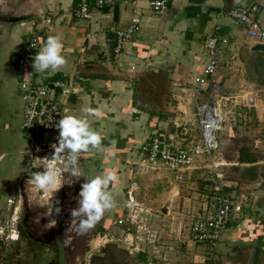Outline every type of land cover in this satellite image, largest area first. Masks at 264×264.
I'll return each instance as SVG.
<instances>
[{
    "label": "crops",
    "instance_id": "crops-1",
    "mask_svg": "<svg viewBox=\"0 0 264 264\" xmlns=\"http://www.w3.org/2000/svg\"><path fill=\"white\" fill-rule=\"evenodd\" d=\"M78 2L79 0H25L24 5L15 8L11 15H28V20H1L0 52L1 47H6L9 36L15 38L16 47L14 50L10 49L6 57L10 75L19 80V92H16L17 89L9 81L10 90L4 93L10 94V100L5 102L6 110L1 114L11 121L19 116L20 121L15 132L4 136L0 134L1 142H8L7 148L0 153V160L10 156L0 170V197L3 196L7 201L11 197L15 199L20 193L18 183L21 177L29 176L31 170L40 171L30 156L35 146H39L42 141L47 145L58 144V139H45L40 133L30 134L21 128L24 108L21 81L26 73L18 68V50L32 33H37L39 44L31 54L32 69L28 73L32 80L45 83L60 78L72 83L75 92L67 97L60 95L65 107L63 116H79L82 108L87 106L99 110L98 116L89 119L93 122V128L103 136V150L93 149L82 153L79 161L81 175L73 177H79L82 186L87 180L106 171L116 172L119 179L109 187L116 200V207L113 209L116 219L124 211L128 191L135 193L136 174L156 171L146 164L145 146L150 139L154 135H160L183 145L197 139L199 132L197 135L193 132L196 127L199 129L196 108L209 104L212 85H220L222 92L237 89L238 83L242 82L240 74L259 73L257 65L244 64L242 60H264V52L253 49L257 42L248 38L244 27L234 23L229 15L230 8L247 4L251 0H171L161 14L154 13L146 0H111L102 9L94 11L90 18L75 15ZM258 3V19L264 25V0H258ZM133 16L139 19V29L131 40L123 44L120 52L116 53L115 31L126 28ZM216 25L221 26L219 34L228 35V43L220 46L215 74L206 83L198 84L196 78L208 61L204 42L206 37L216 33ZM57 34L62 37V54L65 55L67 64L55 73L35 72V55L49 35ZM77 76H82L84 80H79ZM251 80L250 83L253 82ZM254 82L257 83V78ZM161 88L165 89L163 93ZM142 89L153 93L155 103L147 104L140 100L138 92ZM246 95L252 97L249 98L251 101L247 104L249 108L245 117L249 118L251 114L256 118L263 117L264 104L259 103L262 105L260 110L257 95L253 91ZM152 104H156V107ZM162 105L164 107L161 108ZM10 127V124L5 123L2 128L7 130ZM232 129L228 128L227 136H232ZM20 136L23 137L22 140L19 139ZM30 141H33L32 144ZM254 143L258 146L259 140L255 139ZM241 153L244 158H250L249 161L254 156V161L241 162L238 159ZM235 156L239 163L234 162L233 165H237L234 169H237L238 177L226 180L217 177L222 188L228 187L227 191L223 190L237 206L226 228L224 240L228 242L220 252L189 237L191 222L203 216L210 204V195L201 194L196 202L198 206L192 208L195 216L186 229V234H182V237L178 234L177 239L181 242H174V246L164 245L159 240L160 235L153 240L148 238L146 231L153 228L149 224L137 246H129L123 239L124 230L115 223V219L111 220L104 215L101 222L104 230L92 239L91 247L81 261L94 264L93 259L96 255L104 254L103 250L110 242L126 249L129 254L135 253L138 264H264V160L259 161L245 147L239 148ZM212 157L210 164H201V167H212L215 164L222 176L226 168L222 162L212 160ZM91 165L95 172H92ZM133 169L136 170L134 173ZM193 170L195 169L187 171L185 176ZM160 171L170 173L171 180L174 179L171 172ZM262 177L263 180L260 179ZM160 181L162 185H166V181L171 182L170 177ZM256 182L257 185H254ZM80 190L81 187L79 192ZM77 198L80 199L79 193ZM143 206L150 210L147 205ZM1 213L2 211L0 215ZM154 229L161 231L159 222ZM177 243H180L179 246ZM228 243H232V249L228 247L231 246ZM140 244L143 245L140 247ZM27 260L30 262L26 264H59V260L54 262L50 258L39 261L37 257H27ZM111 264L126 263L116 260Z\"/></svg>",
    "mask_w": 264,
    "mask_h": 264
},
{
    "label": "rangeland",
    "instance_id": "rangeland-1",
    "mask_svg": "<svg viewBox=\"0 0 264 264\" xmlns=\"http://www.w3.org/2000/svg\"><path fill=\"white\" fill-rule=\"evenodd\" d=\"M24 3L25 0H0V16L11 14L15 8L22 7ZM28 19L29 18H27V20ZM17 26L19 27V25ZM15 44V38L9 36L6 47H1L0 52L1 136L15 132L20 121L19 116H17L15 121H11L1 114L6 110L4 107L5 102L10 100L8 99L10 94L4 93L5 91L10 90L9 81L12 82L15 89H17L19 85V80L10 75L8 70L9 64L6 57L8 51L10 53V49L14 50L16 47ZM13 54H16V52ZM242 62L244 64L257 65L259 73L240 74L242 82L241 84L238 83L237 89L229 90L228 92L224 91L218 96V99H220L222 103L220 108L222 120L220 122V129L217 131L218 135L222 132L219 136L221 144L219 149L214 153L212 160L215 162H222L221 164L226 168L225 171H223V175L220 177L223 180L238 177L237 169H234L237 165H233V163H239L236 159L235 153L236 151L238 152V149L241 147L248 148V150H250L259 161L264 160V115L261 118H256L253 114H251V117L249 116V118L245 117L247 108H249L247 104L251 101L249 98L252 97V95H246V93L253 91L257 95V104H264V60H261L260 58H252L250 60H242ZM210 78L211 76L208 77V79ZM256 78L257 83L254 82ZM249 80L256 84L250 83ZM142 91L139 90L138 96H140V100L143 103H155L152 99L153 93L150 92V90L142 89ZM160 91L163 93L165 89L161 88ZM16 92H19V90L17 89ZM152 105L156 107V104ZM259 106L260 110H262V105L259 104ZM162 107L164 106L162 105L161 108ZM5 123L10 124V129L3 130L2 127ZM230 127L233 128V134L231 137L227 136L226 133ZM193 132H196L195 134L197 135L199 132L198 127H196ZM56 134L57 136L55 137ZM40 135L45 139L53 140L58 139L59 132H45L40 133ZM22 138L23 137L21 136L19 137L20 140H22ZM255 139L259 140L258 146H255ZM7 145L8 142L6 140L4 142H1L0 140V153L3 149L7 148ZM9 157L10 156L3 158V161L0 160V170H2L1 167L4 165V161H8ZM200 162L202 165L210 164L211 158H201ZM62 164H58L57 166L62 168ZM262 164L264 165V163ZM91 168L92 172H95L92 165ZM38 170L43 171V167H39ZM134 171L136 170L133 169V173ZM34 172L37 171L31 170L29 176L21 177V180H19L18 183L20 193L15 199L11 197L7 201L3 196L0 197V211H2L0 215V264H26V262H30V260L26 261L27 257L28 259L37 257L39 261L45 258H50L54 262L58 260V251L50 250L47 248L48 246H37L34 242L30 241V239L22 236L18 227V224L22 223L33 231L32 234L35 237L44 236L50 241H53L54 237H52L53 235L50 231L39 232L38 229L43 225L47 230H52V221L53 219L57 220L58 217L54 212L52 213V208L56 206L55 202L57 199L60 201L59 206L62 208L61 214L66 223V225L61 226V231L63 228L64 230H71L70 234H66L70 236L69 239H66L68 240L66 245L67 260L69 261V264H74L77 259L83 260L85 254L88 253L91 247L92 239L96 238L98 233H101L104 229L102 228L101 220L93 229L84 234H80L78 226L82 217H77L75 220H72L73 218L70 214L71 209L78 207L79 199L77 198V194L81 187L80 178H75L70 173H62L60 177L61 188L52 193L51 191L46 192L40 190L34 185V182L31 179ZM161 172L162 171L160 170H156L136 174V187L134 189L135 193H133L135 194V207L139 212L136 213L135 221L140 224H149L150 228L153 226V228L146 233L147 237H150L151 240L156 239L157 236L160 235L161 237L159 240H162L164 245L174 246V242H181L177 239L178 234L181 235V237L182 234H186V229L195 216V211H193L192 208L198 206L196 202L201 194L212 195L214 186L218 184L219 180L213 173L214 168L208 165L191 171L190 174L184 176V180L181 182H176L173 178L171 180L170 173L169 175L166 172ZM163 173L165 175H163ZM71 177H73L72 182ZM169 177L171 182L166 181L167 184L162 185L160 180H167ZM63 189H66V192L68 191L69 195L66 196L67 200H63L61 197ZM144 204L147 205V208H150V210L144 208ZM188 209H190V211H188ZM151 213L156 214L157 216L151 215ZM105 216L114 220V210L106 212ZM157 221L160 224V232L154 229L158 227ZM226 231L227 229L224 231L222 238L215 247V251L217 250V252H220L224 244L228 242L224 240ZM132 235H136V233ZM61 236L63 237V234ZM135 240L136 239L134 238V241ZM107 244L104 254L96 255V257L94 256V264H111L116 262V260L122 261L126 264L139 263L135 253L129 254L126 249L117 247L114 243L110 244L109 242ZM133 244L135 247L137 246V243ZM179 244L180 243H177V246H179ZM142 245L143 244H140V247ZM229 245L231 246L228 247L232 249V243ZM179 248L181 249V247H177V249Z\"/></svg>",
    "mask_w": 264,
    "mask_h": 264
},
{
    "label": "built area",
    "instance_id": "built-area-1",
    "mask_svg": "<svg viewBox=\"0 0 264 264\" xmlns=\"http://www.w3.org/2000/svg\"><path fill=\"white\" fill-rule=\"evenodd\" d=\"M111 0H79L74 13L81 18H90L96 10L102 9ZM171 0H146L149 8L156 14L163 13L166 4ZM159 5V6H157ZM260 6L258 0H251L247 4H242L230 8L229 15L234 23L244 27L248 38L257 43H264V25L258 19ZM139 29V19L136 16L131 18L130 24L123 29L115 31V52L119 53L123 44L135 35ZM215 32L205 39V48L208 53L202 73L197 76L196 83H206L208 77L213 76L218 65V55L220 46L228 43V35L219 34L220 25L215 26ZM39 40L37 33H32L26 42L18 50V68L26 73L21 81L22 96L24 101L23 119L21 128L27 133L57 132L56 123L65 112L64 102L60 95L67 97L75 92V88L65 79H53L45 83H37L29 76L32 69L31 54L38 47ZM134 69L135 67L132 66ZM79 80H84L82 76H77ZM222 93L220 85L213 84L210 89L211 99L209 104L199 105L196 108L197 122L199 126V136L189 144H177L170 138L154 135L145 149L147 150L146 164L153 170H164L171 172L176 182H181L187 171L201 167V158L209 159L220 147V139L217 131L220 129L222 115L220 112L221 100L218 96ZM33 141H30L32 144ZM39 149V151L37 150ZM30 153L32 160L39 169L38 157L48 156L51 158L54 149L41 142L35 146ZM40 154V155H39ZM62 164V162H58ZM214 173L216 177H221L215 164ZM210 204L205 214L199 216L189 226V237L195 242L206 245L214 249L231 219L233 211L237 210L232 197L223 190L220 184L214 187V193L210 195ZM134 194L127 193V200L123 213L116 218L115 223L124 230L123 239L129 246L143 239V231L147 230V224L136 223V209ZM137 220V218H136ZM136 233V235H132ZM148 233V231H146ZM105 237V235H103ZM134 238L136 239L134 241ZM75 264H90L87 261L76 260Z\"/></svg>",
    "mask_w": 264,
    "mask_h": 264
},
{
    "label": "clouds",
    "instance_id": "clouds-1",
    "mask_svg": "<svg viewBox=\"0 0 264 264\" xmlns=\"http://www.w3.org/2000/svg\"><path fill=\"white\" fill-rule=\"evenodd\" d=\"M159 6V5H157ZM64 43L60 35H49L43 47L35 55L33 68L35 72L44 73L50 71L55 73L67 64V59L63 55ZM82 114L64 115L56 123L59 130L58 144L50 145L54 152L51 158L48 156L38 157L39 167L43 171H37L32 174L34 185L43 191L52 193L61 188L60 177L62 173H70L73 176H79V161L82 153L90 150L102 151V134L95 130L89 117L99 115V110L91 106L82 108ZM39 151V149H37ZM58 162L63 166L58 167ZM119 177L114 171H106L101 175L87 180L81 186L79 192L80 199L78 207L71 209L72 220L82 217L79 221L78 230L80 234L93 229L99 223L106 212L116 207L114 193L109 191L111 184L118 181ZM56 206L52 208V213L56 216L61 215L62 208L57 199ZM51 213V214H52ZM56 220L53 219L52 226H55Z\"/></svg>",
    "mask_w": 264,
    "mask_h": 264
},
{
    "label": "flooded vegetation",
    "instance_id": "flooded-vegetation-1",
    "mask_svg": "<svg viewBox=\"0 0 264 264\" xmlns=\"http://www.w3.org/2000/svg\"><path fill=\"white\" fill-rule=\"evenodd\" d=\"M61 194H62V196H61L62 199L63 200H67L66 196L69 195L68 191L66 192V189H63ZM59 223H60V215L57 217L56 224H55V226H53L52 230H47V228H45L43 225H41L39 227L40 229H38L39 232H48V231H50L52 233V235H53L52 237H54L53 241H50L48 238H45L44 236L35 237L32 234L33 231L29 227L25 226L22 223L18 224V227H19V232L22 233V236L30 239V241H32L34 243H37L39 245H42V246H48L47 248H49L50 250L58 251V260H59V247H58V242H57V239H56V229H57V226L59 225ZM65 225H66V223H65ZM70 233H71V230L70 231L68 229L64 230V228L61 231V235L63 234V237L61 236V238L66 243H68V240H66V239H69V237H70L69 235H66V234H70Z\"/></svg>",
    "mask_w": 264,
    "mask_h": 264
},
{
    "label": "water",
    "instance_id": "water-1",
    "mask_svg": "<svg viewBox=\"0 0 264 264\" xmlns=\"http://www.w3.org/2000/svg\"><path fill=\"white\" fill-rule=\"evenodd\" d=\"M27 17H29V16L28 15L6 14L5 16H0V20L6 21V22H15V21H20L22 19H25ZM253 49L264 52V43H256L254 45ZM260 179L263 180V177ZM254 185H257V182ZM63 225H65V222H64V218L61 214L60 215V223L56 229V239H57L58 247H59V264H69V261L67 260V246H66L67 243L61 238V230L60 229H61V226H63Z\"/></svg>",
    "mask_w": 264,
    "mask_h": 264
},
{
    "label": "trees",
    "instance_id": "trees-1",
    "mask_svg": "<svg viewBox=\"0 0 264 264\" xmlns=\"http://www.w3.org/2000/svg\"><path fill=\"white\" fill-rule=\"evenodd\" d=\"M253 157H254V156H253ZM253 157L251 158L250 161H254ZM238 159H239L241 162H242V161H247V162H248L250 158H247V157L244 158V156H242V153H241V154L239 155ZM250 161H249V162H250ZM223 188L225 189V191L228 190V187H227V186H224ZM103 251H106V248H104Z\"/></svg>",
    "mask_w": 264,
    "mask_h": 264
}]
</instances>
